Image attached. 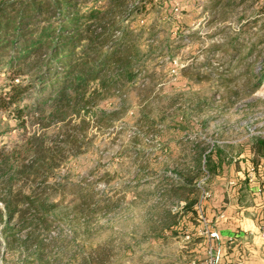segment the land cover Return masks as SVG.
I'll use <instances>...</instances> for the list:
<instances>
[{
  "label": "rangeland",
  "instance_id": "374dc122",
  "mask_svg": "<svg viewBox=\"0 0 264 264\" xmlns=\"http://www.w3.org/2000/svg\"><path fill=\"white\" fill-rule=\"evenodd\" d=\"M263 3L155 0L133 83L78 115L1 116L0 264H191L178 200L264 138Z\"/></svg>",
  "mask_w": 264,
  "mask_h": 264
},
{
  "label": "trees",
  "instance_id": "16d2710c",
  "mask_svg": "<svg viewBox=\"0 0 264 264\" xmlns=\"http://www.w3.org/2000/svg\"><path fill=\"white\" fill-rule=\"evenodd\" d=\"M154 3L0 0V117H14L24 125L26 115L48 107L78 115L92 99L98 100V93L105 96L133 83L146 69L138 40L146 32L153 34V27L142 25L139 17L148 15ZM127 15L130 21L125 23ZM262 16L264 3L253 21ZM253 21L241 24V30ZM154 50L152 45L145 51ZM249 148L252 167L263 181L264 138H255ZM5 157L6 146H0V163Z\"/></svg>",
  "mask_w": 264,
  "mask_h": 264
},
{
  "label": "crops",
  "instance_id": "0c3cea01",
  "mask_svg": "<svg viewBox=\"0 0 264 264\" xmlns=\"http://www.w3.org/2000/svg\"><path fill=\"white\" fill-rule=\"evenodd\" d=\"M246 156L245 162L228 169L226 180L223 173V178L210 184L211 197L203 202L204 218L196 206L200 197L192 194L178 200L176 222L170 231L183 236L186 247L195 253L191 264H204L210 246L219 257L217 264H264V163L260 168L262 181L252 167L254 155L250 148ZM196 189L200 194L197 185ZM208 231L218 232L219 238H211ZM192 238L195 242L188 245Z\"/></svg>",
  "mask_w": 264,
  "mask_h": 264
},
{
  "label": "built area",
  "instance_id": "2783aa9c",
  "mask_svg": "<svg viewBox=\"0 0 264 264\" xmlns=\"http://www.w3.org/2000/svg\"><path fill=\"white\" fill-rule=\"evenodd\" d=\"M254 176L253 171L250 172V179H252ZM209 173L204 174V176L197 182V187L200 190V198L198 202L196 203V206L199 210L200 215H203V202L208 200L211 197V191L208 189L206 185V181L208 180ZM184 205V202L180 203V208H182ZM203 217V216H202ZM204 218V217H203ZM209 235L213 239H218L219 234L216 231H208ZM262 236L264 237V225L262 226L261 229ZM186 238H189V236H186ZM219 260L218 255L215 254L214 246H210L209 248V258L205 261L204 264H217Z\"/></svg>",
  "mask_w": 264,
  "mask_h": 264
}]
</instances>
